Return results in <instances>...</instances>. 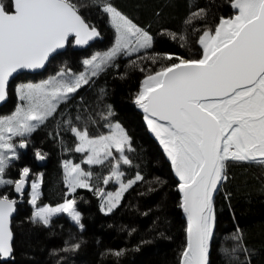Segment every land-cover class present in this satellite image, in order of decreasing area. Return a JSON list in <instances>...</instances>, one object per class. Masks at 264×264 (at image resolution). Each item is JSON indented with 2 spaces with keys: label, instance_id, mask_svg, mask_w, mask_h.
<instances>
[{
  "label": "trees",
  "instance_id": "trees-1",
  "mask_svg": "<svg viewBox=\"0 0 264 264\" xmlns=\"http://www.w3.org/2000/svg\"><path fill=\"white\" fill-rule=\"evenodd\" d=\"M73 3L78 5L85 21L98 30L100 39L83 50H73L70 41L63 53L50 60L43 73L17 76L8 86V100L0 107V116L14 111L16 84L36 82L61 69L78 73L83 60L92 52L111 46L115 32L102 10L105 3L147 32L152 37V46L131 56L118 54L24 138L25 152L18 150L16 159L9 160L4 176L14 181L25 167L32 175L41 174L37 205L56 206L73 199L80 223H73L64 213L52 216L47 226L33 222L27 191L18 198L12 186L3 185L0 196L6 195L16 202V213L11 222L12 257L0 264H180L186 224L179 206L178 183L159 140L137 111L135 100L147 76L178 63L176 57L201 58L200 35L206 30L214 31L221 17L230 18L235 11L230 0H73ZM201 9L204 10L201 17L193 15ZM169 55L173 59L163 58ZM107 121L119 124L129 137L131 150L127 146L125 156L130 163L121 164L119 172L121 182L135 180V183L123 192L119 204L105 214L101 211L102 197L111 187L103 182L112 170L113 160L84 163V154L75 151L78 141L71 128L87 130L89 135L96 136L98 132L93 125L100 133H106L102 124ZM37 151L44 155L41 166L36 162ZM65 161L79 164L91 173V190L76 188L69 192ZM226 163L227 179L214 201L215 230L209 246V264H264V165ZM137 175L142 179L136 180ZM117 252L121 254L116 255Z\"/></svg>",
  "mask_w": 264,
  "mask_h": 264
},
{
  "label": "snow or ice",
  "instance_id": "snow-or-ice-1",
  "mask_svg": "<svg viewBox=\"0 0 264 264\" xmlns=\"http://www.w3.org/2000/svg\"><path fill=\"white\" fill-rule=\"evenodd\" d=\"M230 3L235 14L221 17L214 31L206 30L200 35L202 57L191 60L176 57L179 63L161 67L147 76L135 100L180 181L179 206L187 218V246L181 254V264H208L215 220L213 196L227 179L226 162L264 165V0H230ZM102 10L116 34L108 51L83 60L84 72L72 74L61 69L56 76L40 83L16 88L22 104L10 116L0 118V177L9 160L16 159L13 137L34 132L53 116L58 105L118 54L131 56L152 46V37L111 4H103ZM203 11L193 15L201 17ZM98 35L73 0H7V3L0 0V101L5 100L9 78L14 73L43 68L51 54L70 42V37L76 45H85ZM163 58L173 59L170 55ZM152 59L155 63L156 58ZM109 127V135L97 138H90L87 130L71 128L78 141L75 151L87 153L84 163L103 164L112 156V149L121 154L119 161L130 163L124 155L125 146L131 150L129 137L119 124ZM19 147H26V141L21 140ZM36 158L43 160L44 155L37 151ZM119 161L113 164L111 175L104 178L105 184L113 178L119 180L122 175L117 171ZM28 175L29 168L25 167L18 180L0 178V185L14 183L16 192H22ZM64 175L70 191L78 187L90 189L82 178L90 177L91 173L83 171L79 164L65 162ZM135 179L142 177L137 175ZM133 183L135 180L122 183L118 192L108 194L105 201L108 212L119 204L123 192ZM38 189L39 183L33 182L30 201L33 206ZM15 203L6 195L0 196V261L13 253L9 217ZM101 210H105L103 205ZM61 212L80 223L72 200L54 208H38L32 219L47 226L51 216Z\"/></svg>",
  "mask_w": 264,
  "mask_h": 264
},
{
  "label": "rangeland",
  "instance_id": "rangeland-1",
  "mask_svg": "<svg viewBox=\"0 0 264 264\" xmlns=\"http://www.w3.org/2000/svg\"><path fill=\"white\" fill-rule=\"evenodd\" d=\"M109 18V17H108ZM109 22H110V20H109ZM110 25H111V23H110ZM113 28V27H112ZM114 29V28H113ZM114 32H115V29H114ZM116 35V34H115ZM114 43H115V37H114V39H113V42H112V44H111V46H109V47H107L105 50H95L94 52H92V54H91V56L89 57V58H87V59H90L93 55H95V54H97V53H103V52H106V51H108L113 45H114ZM200 45V44H199ZM142 50V49H141ZM140 50V51H141ZM139 52V51H138ZM138 52H135V53H138ZM123 53V52H122ZM121 54V53H120ZM179 63V62H178ZM60 70H58V71H56V72H54V73H51V74H46V75H44L43 77H40V78H38L37 80H36V82H24V83H18V84H16L15 85V94H16V96H17V93H16V88L19 86V85H21V84H27V83H33V84H37V83H40V82H42V81H44V80H47V79H49L50 77H53V76H56L57 75V73L59 72ZM85 71V67H84V65H83V68L81 69V71L80 72H78V73H73V72H71L72 74H79V73H81V72H84ZM16 99H17V103H16V106H15V109H14V111L13 112H15V110H16V108H17V106L18 105H20V104H22V102L19 100V98H18V96L16 97ZM12 112V113H13ZM11 113V114H12ZM11 114H8V115H5V116H0V118H4V117H7V116H10ZM112 124H116V123H111V122H105V124L103 123L102 125H103V129H105L106 130V133H100L99 132V130H98V128H97V126L96 125H93V128L94 129H96L97 130V132H98V134L96 135V136H94V135H89V137L90 138H97V137H99V136H101V135H109L110 134V132H111V129H110V127H109V125H112ZM101 125V126H102ZM95 126H96V128H95ZM26 137V136H25ZM25 137H13L12 138V143L14 144V147H15V151H16V156H17V154H18V150H24L25 149V147L24 148H20L19 147V144H20V142H21V140H24V138ZM154 137L157 139V137L154 135ZM26 145H27V143H26ZM126 147L127 146H125V150H126ZM162 147V146H161ZM163 148V147H162ZM112 151V156L111 157H109L110 159L112 158V160H113V164H116L118 161H119V157H120V153H118V152H116V150L115 149H112L111 150ZM84 154V156H83V158L85 159L86 158V156H87V153H83ZM10 155V154H9ZM124 155H125V151H124ZM109 158H107V159H109ZM14 160V159H13ZM65 162H68V161H65ZM65 162H64V164H65ZM84 162V161H83ZM71 164H73L72 162H70ZM63 164V165H64ZM121 164H124L122 161H119V166H118V169H117V171L119 172V167H120V165ZM38 165V164H37ZM73 165H76V164H73ZM87 165H89V164H87ZM41 166V165H40ZM64 167V166H63ZM81 167V166H80ZM81 169L83 170V171H85V172H88V173H90L89 171H87V170H84L82 167H81ZM111 173H112V170L110 171V173H109V175L108 176H110L111 175ZM40 175L41 174H39V173H37V174H34V175H32V174H30V172H29V181H28V186H29V188H28V191H27V197H28V203H29V205L31 206V209H32V216H33V213H34V211H36L38 208H42V207H52V208H54V207H58L59 205H61V204H59V205H56V206H47V205H43V206H38L37 205V201H36V205L35 206H33V204L32 203H30V201H31V198H32V184H33V182H37V183H39V187H40V179H41V177H40ZM65 176V175H64ZM0 178H2V179H4V180H8V179H6V177L4 176V174H3V177H0ZM20 178V176L18 177V178H16L14 181H16V180H18ZM82 179H85L86 181H87V183L89 184V179H90V177H83ZM104 183V182H103ZM123 182H121V179L119 178V180H117V179H115V178H113V179H110L109 180V182L107 183V184H105L104 183V185L105 186H109V187H111V189H107L106 190V192L104 193V196L102 197V204H101V208H102V205L104 206V211H102L103 213H109L108 211H107V204L105 203V201H106V199H107V196H108V194L109 193H116V192H118L119 190H120V186H121V184H122ZM123 184H128V182H124ZM4 185H9L10 187L12 186V189H14V186H15V184L13 183V184H4ZM3 185H0V187H2ZM78 188H80V187H78ZM87 189H89V188H87ZM101 191H105V190H101ZM69 192L70 193H72L73 191H70L69 190ZM38 193H39V189H38ZM18 198H21V196H18ZM121 198V197H120ZM69 200H72V201H74L73 199H69ZM63 204V203H62ZM74 208H75V210H76V212H78L77 211V208H76V204H75V201H74ZM61 213H64V212H61ZM61 213H57V214H55V215H58V214H61ZM64 214H66V215H68L67 213H64ZM55 215H53V216H55ZM69 216V215H68ZM52 217V216H51ZM70 217V216H69ZM70 219L72 220V218L70 217ZM72 222L73 223H75V224H77L75 221H73L72 220Z\"/></svg>",
  "mask_w": 264,
  "mask_h": 264
},
{
  "label": "water",
  "instance_id": "water-1",
  "mask_svg": "<svg viewBox=\"0 0 264 264\" xmlns=\"http://www.w3.org/2000/svg\"><path fill=\"white\" fill-rule=\"evenodd\" d=\"M234 11L236 12V10H234ZM97 31H98V30H97ZM98 33H99V32H98ZM99 39H100V34H99L97 37H94L92 40H90V41H89L87 44H85V45H76V44H75V39L72 38V37H70V41H72V49H73V50H83V49H86V48H88L90 45H92L93 43H95V42H96L97 40H99ZM68 44H69V42H66V44H65V46H64L63 48L58 49L55 53L51 54V56L49 57L48 61H46L45 66H44L43 68L35 69V70L24 69V70H19L18 72L14 73V74L12 75V77L9 78L8 86H9V84H10V82H11L12 80H14L17 76H19V75H21V74L38 75V74H40V73H43V72L45 71V69L47 68L48 63L50 62V60H51L53 57H55L56 55L63 53V52L67 49ZM202 55H203V49H202ZM202 55H201V57H202ZM8 86H7V89H8ZM6 91H7V90H6ZM7 100H8V94L6 95L5 100L0 101V107L3 106V105L7 102ZM136 109H137L138 112H140V113L142 114V116H143V121H144L146 127L149 129L148 124H147V122H146V120H145V113H144L143 110H142L140 107H138V106H136ZM149 131L153 134V136L155 135L150 129H149ZM163 150H164V149H163ZM164 153H165V152H164ZM165 155H166V153H165ZM166 156H167V155H166ZM167 159H168V157H167ZM36 160H37V164H38L39 166H40V165H43L44 162H45V159H43V160H39V159L36 158ZM168 161H169V164H170V169H171V172H172V174H173V177L175 178V180L177 181V183H178V185H179V182H180V181H179V178L175 175V172L173 171V168H172V165H171V161H170L169 159H168ZM224 181H225V180H223V181L221 182V184L219 185V189L221 188V186H222V184L224 183ZM28 185H29V184H28V177H27L22 192H19V193L16 192V190H15V186H14L13 191H14L15 195H17V196H22L23 193H25L26 191H28V188H29ZM177 190H178V194H179V198H180V202H181V198H182V197H181V193L179 192V188H178V186H177ZM218 191H219V190H218ZM218 191L215 192V193H214V196H213V215H214V217H215V213H214V201H215V197H216ZM180 208H181V207H180ZM181 211H182L183 218H184V220H185V224H186V228H187V218H186V216H185V214H184L182 208H181ZM15 213H16V206L14 205V211H13V213L11 214V216L9 217V229H10L11 232H12V230H11V222H12V219L14 218V216H15ZM214 230H215V220H214L213 234H214ZM12 234H13V233H12ZM185 235H186V242H185V247H186V246H187V232H185ZM212 237H213V235H212ZM212 237H211L210 240H209V246H210V243H211ZM11 243H13V239H12ZM11 257H12V255H11ZM11 257L8 258L7 260H2V261H0V262H2V263H6V262H8V261L11 260ZM181 258H182V257H181ZM180 264H181V259H180ZM208 264H209V251H208Z\"/></svg>",
  "mask_w": 264,
  "mask_h": 264
},
{
  "label": "flooded vegetation",
  "instance_id": "flooded-vegetation-1",
  "mask_svg": "<svg viewBox=\"0 0 264 264\" xmlns=\"http://www.w3.org/2000/svg\"><path fill=\"white\" fill-rule=\"evenodd\" d=\"M26 148V147H25ZM22 150V149H21ZM23 152H25V149L24 150H22ZM36 162H37V160H36ZM20 176V175H19Z\"/></svg>",
  "mask_w": 264,
  "mask_h": 264
},
{
  "label": "bare ground",
  "instance_id": "bare-ground-1",
  "mask_svg": "<svg viewBox=\"0 0 264 264\" xmlns=\"http://www.w3.org/2000/svg\"><path fill=\"white\" fill-rule=\"evenodd\" d=\"M138 106V105H137ZM139 107V106H138ZM23 196V195H22Z\"/></svg>",
  "mask_w": 264,
  "mask_h": 264
}]
</instances>
